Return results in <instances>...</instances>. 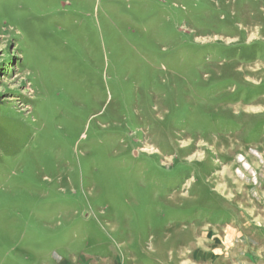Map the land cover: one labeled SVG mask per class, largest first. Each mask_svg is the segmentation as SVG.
<instances>
[{
  "label": "rangeland",
  "instance_id": "obj_1",
  "mask_svg": "<svg viewBox=\"0 0 264 264\" xmlns=\"http://www.w3.org/2000/svg\"><path fill=\"white\" fill-rule=\"evenodd\" d=\"M0 264H264V0H0Z\"/></svg>",
  "mask_w": 264,
  "mask_h": 264
},
{
  "label": "bare ground",
  "instance_id": "obj_2",
  "mask_svg": "<svg viewBox=\"0 0 264 264\" xmlns=\"http://www.w3.org/2000/svg\"><path fill=\"white\" fill-rule=\"evenodd\" d=\"M257 157V156H256Z\"/></svg>",
  "mask_w": 264,
  "mask_h": 264
}]
</instances>
